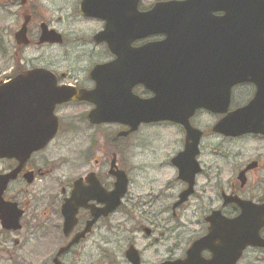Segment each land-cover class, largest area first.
<instances>
[{"label":"flooded vegetation","instance_id":"af4514ba","mask_svg":"<svg viewBox=\"0 0 264 264\" xmlns=\"http://www.w3.org/2000/svg\"><path fill=\"white\" fill-rule=\"evenodd\" d=\"M60 1L53 6V0H0L3 23L13 19V31L1 27L0 54L9 60L13 50L15 59L9 73H1L0 86L24 73L41 70L51 73L59 88L89 95L97 91L94 70L118 59L105 41H96L106 30V21L83 15L84 0L76 2L73 13L55 17L54 8L61 14L66 8ZM173 1L187 0H139L137 11L146 14L156 5ZM204 13L207 11L193 12L196 19ZM112 14L114 18H130L124 12L118 16L116 9ZM224 14L219 10L211 13L213 17ZM83 27L88 29L80 30ZM8 30L12 45L5 40ZM23 30L25 41H17V34ZM50 31L60 36V43H41L43 33ZM179 39L175 46L178 52H197L194 37L180 35ZM166 40L167 35L160 33L136 40L131 47L138 49ZM44 49H57L63 55L37 59V51ZM205 68L209 69L193 66L192 70L202 72ZM119 76L114 73V82L124 84V76L118 81ZM130 83L133 79L127 78L125 85ZM126 87L122 85L121 93ZM257 92L251 82L234 85L227 113L201 108L190 118V126L201 133L197 167L191 169L192 188L172 162L187 143V131L181 124H143L130 132V127L122 124H92L89 114L93 101L72 100L58 105L55 115L59 130L45 149L30 155L22 165L16 158L0 159V264H231L239 254L240 242L231 245L230 222L242 215L245 205L258 216L253 217L254 223L262 221V212L255 207H264V134L226 136L215 132L214 127L227 114L249 105ZM132 94L145 101L155 97L143 83L135 84ZM76 107L85 110L71 118L63 115ZM153 127L177 136L178 141H174L179 150L168 161L159 162L161 150L157 145L164 136L151 134ZM81 136L87 140L79 150H73V155L50 153L54 143L53 148L72 149L75 142L69 137ZM250 143L256 148L247 153ZM141 153H148L153 163L145 162L140 167L136 159ZM251 153L249 158L254 159H246ZM63 169L68 173L60 174ZM162 170L171 172L165 182L159 180ZM14 172L15 177L5 183L4 177ZM120 173L127 178V191L115 207L112 193ZM138 177L145 179L142 186ZM235 232L240 235L241 229ZM260 238L264 241V226ZM235 264H264V245H248Z\"/></svg>","mask_w":264,"mask_h":264},{"label":"water","instance_id":"95a60500","mask_svg":"<svg viewBox=\"0 0 264 264\" xmlns=\"http://www.w3.org/2000/svg\"><path fill=\"white\" fill-rule=\"evenodd\" d=\"M138 2L84 0L81 4L83 15L106 21V30L96 41H105L118 56L114 63L94 70L98 85L94 94L59 88L56 78L41 70L24 73L0 87V159L16 158L22 165L33 152L44 149L56 136L59 120L54 111L57 105L72 100L93 101L95 109L89 114L92 124L118 123L129 126L130 132L136 131L141 124L163 121L184 126L187 143L172 162L180 168L181 176L192 188L191 169L197 167L201 133L190 126V118L201 108L213 113H227L231 88L246 82L256 84L255 99L246 107L227 114L214 131L226 136L264 134V0L173 1L156 5L146 14L138 13ZM113 9L118 16L124 12L130 18H114ZM195 10L207 13L196 19ZM218 10L224 11V16L213 17L211 13ZM160 33L167 35L164 43H152L138 49L131 47L136 40ZM24 35V30L17 34V41L24 40ZM180 35L194 37L198 44L196 53L185 55L176 50ZM46 42L60 43L61 39L53 31L44 32L41 43ZM191 66H208L209 69L193 71ZM116 72L120 75L118 81L124 76L121 80L124 84L114 82L112 76ZM127 78L133 79V83L125 85ZM137 83L146 85L155 97L146 101L137 99L132 94V87ZM122 85L127 86L125 93H121ZM15 174L4 177V182L13 179ZM190 188L184 193L185 197ZM126 191L127 178L120 173L112 193L115 207L116 204L119 206ZM255 209L261 210L259 217L263 222L252 221L258 216L251 214L252 209L247 205L243 206L242 215L230 222L231 245L240 242L239 254L231 264L236 263L248 245H264L260 238L264 207ZM14 220L17 227L16 217ZM237 228L241 229L240 235L235 232Z\"/></svg>","mask_w":264,"mask_h":264},{"label":"rangeland","instance_id":"374dc122","mask_svg":"<svg viewBox=\"0 0 264 264\" xmlns=\"http://www.w3.org/2000/svg\"><path fill=\"white\" fill-rule=\"evenodd\" d=\"M77 1L78 0H61L60 4H62V2H65V4H66V8L64 9V12L61 14V13L57 12L58 9L54 8L53 9V15L55 17H58V16L65 17L67 14L73 13V10H74V7H76V2ZM55 2H56V0H53V6H55ZM1 16L2 15L0 13V35L2 34L1 27L2 28L5 27V29H10L13 26V24H12L13 19H7V21L5 23H3L2 19H1ZM77 29H79V27H77ZM87 29H88L87 27L80 28V30H87ZM11 31H13L12 28H11ZM10 36H11V33L8 30L6 32V39L5 40L10 45H12V43L10 42V38L12 39V37H10ZM62 55H63V51H59L57 49H54L52 51L44 49V50H38L35 56L37 57V59H44V57H46V58L47 57H54V56L62 57ZM9 57L11 59L4 60L1 57V54H0V75H1L2 72L9 73L10 68L13 67L14 61H15V59H13V50L10 51ZM42 61H44V60H42ZM42 61H40V62L38 61V64H40ZM84 110H85L84 108H79V107L71 108V109L65 110V112H63V115L66 118L67 117L71 118L72 115H79ZM150 131H151V134L154 133V134H160V135L164 136L163 141L159 142V144L157 145L159 150H161L160 153H159V158H158L160 160L159 162L164 161V159H166L165 161H168L172 154H175L176 152H178L179 149L176 147V142H175V141H178V139H177V136H175V133L173 134L172 132H165V128H162V127H153V128H151ZM69 139L75 142V144L73 145L72 149H70V146L65 147V148H60V149L53 148L56 145V143H54L49 148L50 153H53V155H57L58 154V155H61V156L65 155V156L68 157L69 154L73 155V153H74L73 150H75V151L79 150V148H81L83 146V141L87 140V139H85L82 136L81 137H75V138L69 137ZM71 142H69V143L71 144ZM248 145H252V146H248ZM247 146L248 147H246L247 150H245V152L248 153L249 150L254 152V149L256 148L255 147L256 145L254 146V143L247 144ZM253 154L254 153L247 154V158L246 159H249V160L254 159L253 157L249 158V156H252ZM204 160H205V158H204ZM145 162L153 163V158H151V156L148 153H141V155H139V157L136 159V163H138L139 166L142 167ZM52 172L53 171H50V172L46 173L45 178H44V184H46V181L49 180L47 178V176L50 173H52ZM74 172L75 171H72V172H69V173H70V175H73ZM67 173H68V169H66V170L63 169L62 172H60V174H67ZM140 173L141 172H139V174ZM170 176H171V172L170 171H168V170L163 171L162 170V173L159 175V180L160 181L163 180V182H165L166 180L169 179ZM137 182L139 183V186H142L144 184V182H145V179H142V178L138 177ZM36 188H37V192L40 193L39 186H36ZM34 263H37V262L34 260Z\"/></svg>","mask_w":264,"mask_h":264}]
</instances>
